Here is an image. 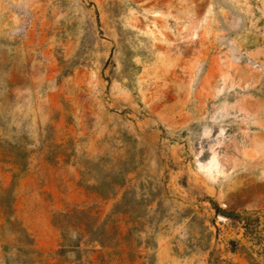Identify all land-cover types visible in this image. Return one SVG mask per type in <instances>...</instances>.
<instances>
[{"label": "rangeland", "instance_id": "374dc122", "mask_svg": "<svg viewBox=\"0 0 264 264\" xmlns=\"http://www.w3.org/2000/svg\"><path fill=\"white\" fill-rule=\"evenodd\" d=\"M0 264H264V0H0Z\"/></svg>", "mask_w": 264, "mask_h": 264}]
</instances>
